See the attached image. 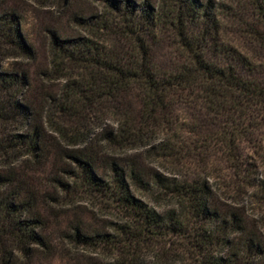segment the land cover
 <instances>
[{
    "label": "trees",
    "instance_id": "trees-1",
    "mask_svg": "<svg viewBox=\"0 0 264 264\" xmlns=\"http://www.w3.org/2000/svg\"><path fill=\"white\" fill-rule=\"evenodd\" d=\"M103 1L102 14L75 16L85 35H53L46 75L65 86L43 117L25 96L27 70L4 66L32 60L34 49L20 15L0 11V264L45 244L14 165L46 157L50 136L70 163L61 171L71 183L57 179L60 187L100 193L124 218L115 241L79 228L73 241L154 244L194 255V264H259L264 0H251L257 19L250 24L210 1ZM227 26L234 35L244 26L251 46L240 48ZM147 158L169 162L171 172L152 169ZM249 209L258 210L255 225Z\"/></svg>",
    "mask_w": 264,
    "mask_h": 264
},
{
    "label": "rangeland",
    "instance_id": "rangeland-1",
    "mask_svg": "<svg viewBox=\"0 0 264 264\" xmlns=\"http://www.w3.org/2000/svg\"><path fill=\"white\" fill-rule=\"evenodd\" d=\"M151 1L155 6L159 2ZM198 1H210L219 6L223 13L240 15L243 23H254L257 19V10L251 0ZM3 9L14 10L20 15L22 34L34 49L32 60L10 59L4 66L27 70L30 80L25 96L31 107L43 117L49 101L58 97L65 86L63 79L46 75L51 69L50 44L53 35L58 38L85 35L84 28L74 21L75 16L88 18L102 14L108 8L103 0H59L54 4H42L34 0H0V11ZM234 28L226 27L233 41L242 49L251 46L252 43L245 38L244 26L238 28L240 35L231 33ZM259 28L264 30V25ZM47 143L46 157L38 162L20 160L14 165V171L34 198L33 214L41 221L39 231L45 244L30 245L31 250L26 254L12 253L11 264H194V255L184 256L176 250L167 254L154 244L136 245L134 249L123 243L87 245L73 241L69 235L75 233L76 228L86 236L105 234V238L115 241L117 237L120 238L117 229L124 222L123 214L100 193L83 187L71 193L65 192L56 180L71 183L61 171L70 164L69 160L56 155L60 148L57 139L47 137ZM146 163L165 175L172 169L169 162L154 158H147ZM145 200L148 198L145 197ZM249 211L248 225H255L258 210ZM257 226L264 239V223ZM259 264H264V257Z\"/></svg>",
    "mask_w": 264,
    "mask_h": 264
}]
</instances>
